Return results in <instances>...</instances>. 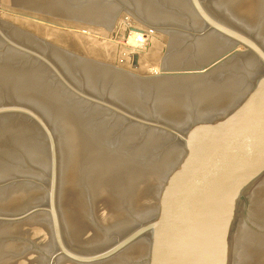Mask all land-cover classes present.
I'll list each match as a JSON object with an SVG mask.
<instances>
[{
	"label": "water",
	"instance_id": "1",
	"mask_svg": "<svg viewBox=\"0 0 264 264\" xmlns=\"http://www.w3.org/2000/svg\"><path fill=\"white\" fill-rule=\"evenodd\" d=\"M0 4L169 35L140 77L0 20V264H264V0Z\"/></svg>",
	"mask_w": 264,
	"mask_h": 264
},
{
	"label": "rangeland",
	"instance_id": "2",
	"mask_svg": "<svg viewBox=\"0 0 264 264\" xmlns=\"http://www.w3.org/2000/svg\"><path fill=\"white\" fill-rule=\"evenodd\" d=\"M0 20L79 57L103 63L131 74L135 73L134 75L140 77L161 74V63L157 68L160 61L158 63L154 61L150 56L151 52H147L146 57L138 60L139 65L136 67L133 66V60L129 61L124 55L125 51L132 46L134 28H138L139 24L145 25L124 10L118 15L111 31L106 30L103 26L63 19L3 4H0ZM129 25H133L134 28L131 29ZM157 32L159 31L157 30ZM160 33L168 41L169 35ZM134 52L133 49L130 54Z\"/></svg>",
	"mask_w": 264,
	"mask_h": 264
},
{
	"label": "bare ground",
	"instance_id": "3",
	"mask_svg": "<svg viewBox=\"0 0 264 264\" xmlns=\"http://www.w3.org/2000/svg\"><path fill=\"white\" fill-rule=\"evenodd\" d=\"M129 26L131 29L134 28L133 25ZM137 27L138 28L135 27L133 30L132 37L134 40L131 42L132 46L129 50L125 51L124 55L127 57V59H129V61H132L133 57L137 55V59L140 61L142 57L147 56V52H151L150 56L153 57V60L157 61V63L160 61L157 66V68H159V64L162 62L167 47V39L162 36L163 34L161 35L160 31L157 32V30H153L151 27L147 28L145 25L142 26L141 24H139ZM133 49L135 52L130 54ZM137 51L139 53H136ZM138 65L139 63H137V66Z\"/></svg>",
	"mask_w": 264,
	"mask_h": 264
}]
</instances>
